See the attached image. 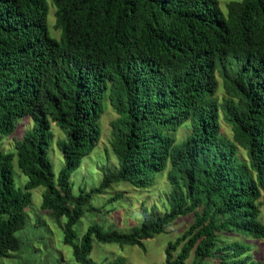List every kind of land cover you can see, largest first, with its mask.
<instances>
[{
  "label": "trees",
  "instance_id": "trees-1",
  "mask_svg": "<svg viewBox=\"0 0 264 264\" xmlns=\"http://www.w3.org/2000/svg\"><path fill=\"white\" fill-rule=\"evenodd\" d=\"M51 3L58 36L49 33L47 0H0V132L33 120L14 152L0 151V259L20 250L30 190L44 186L40 207L65 217L62 243L77 264H122L95 262L93 242L142 247L188 213L192 222L168 241L164 264H184L191 253V264H247L249 244L222 234L264 238V0L228 1L226 14L217 0ZM105 99L116 113L109 123L116 164L97 187L73 194L70 175L100 139ZM51 123L64 131L56 180L46 155ZM163 172L162 212L142 210L128 230L96 222L80 235L74 229L97 209L93 193L120 181L148 187Z\"/></svg>",
  "mask_w": 264,
  "mask_h": 264
},
{
  "label": "rangeland",
  "instance_id": "rangeland-1",
  "mask_svg": "<svg viewBox=\"0 0 264 264\" xmlns=\"http://www.w3.org/2000/svg\"><path fill=\"white\" fill-rule=\"evenodd\" d=\"M49 5L47 15V26L52 36H58L59 31L54 28L55 7L51 0H47ZM231 0H217L223 14L227 13L226 4ZM52 33H51V32ZM219 86L216 92L217 98L221 99L222 89L220 78L217 77ZM104 112L100 118L101 135L97 145L85 156L78 168L70 175L72 193L79 191H89L97 187L104 170L112 168L115 156L109 145L111 119L116 116L115 111L105 99L103 102ZM33 120L30 117H23L18 120L16 127L10 134L0 132V151L14 152V140L22 136L24 131L30 129ZM53 134L47 148V158L51 163L54 180L57 179L60 169L64 165V158L57 147V140L62 138L64 131L55 123L50 124ZM221 130L225 135H230V127L221 120ZM183 130L178 131V137L183 134ZM163 173H156L154 183L148 187L136 188L129 181L112 183L101 193H93L90 196V203L95 211L85 213L83 217L74 225V229L80 235L89 223H99L103 227L112 226L119 230H128L131 226L139 223L142 210H149L154 207L162 212L166 206V196L169 191V184L166 182ZM12 176L16 187L22 188L26 182V176L19 170L16 164V157L12 160ZM46 188L38 186L30 190V203L26 209L27 222L23 228L17 232L22 241L19 251L15 252L11 258L0 259V264H77L72 255L70 245L62 243V229L60 223L65 221L61 217L58 221L48 210L40 207L43 193ZM259 200L260 219L264 223V192ZM99 210V211H96ZM192 222V213L175 218L164 230L152 238L143 240V246L138 245H118L116 243L93 242L90 257L99 263H107L116 258L122 259V264H164L165 249L168 241H174ZM226 241L239 239L249 244V259L246 262H257L264 264V238L243 237L233 233L222 234ZM179 246L170 253L173 259L178 252ZM193 254L184 261V264H191ZM208 259L204 264H209Z\"/></svg>",
  "mask_w": 264,
  "mask_h": 264
}]
</instances>
